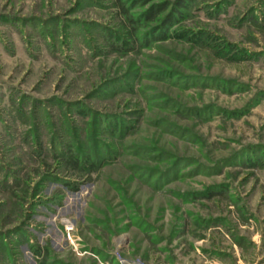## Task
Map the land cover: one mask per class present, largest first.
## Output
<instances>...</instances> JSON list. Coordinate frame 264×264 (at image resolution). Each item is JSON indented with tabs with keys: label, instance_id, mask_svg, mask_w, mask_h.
Masks as SVG:
<instances>
[{
	"label": "rangeland",
	"instance_id": "rangeland-1",
	"mask_svg": "<svg viewBox=\"0 0 264 264\" xmlns=\"http://www.w3.org/2000/svg\"><path fill=\"white\" fill-rule=\"evenodd\" d=\"M174 2L0 0V264L264 263V0Z\"/></svg>",
	"mask_w": 264,
	"mask_h": 264
},
{
	"label": "trees",
	"instance_id": "trees-1",
	"mask_svg": "<svg viewBox=\"0 0 264 264\" xmlns=\"http://www.w3.org/2000/svg\"><path fill=\"white\" fill-rule=\"evenodd\" d=\"M189 0H175V2L173 3V5L170 7L167 11V13L160 19H158V14L165 11L167 9L168 5H154L151 8H149L148 10H146V12H144L143 14L141 13L140 15H138V17H132V16H125L126 21H127V26H131L128 27L130 28V33H129V38L132 41L135 42H139V36H137V27H138V22H140L141 20H145L147 21H153V20H160V26L158 27L160 30V33L155 35L154 37H152V40H160L163 39L166 36L167 30L170 28V26L174 23L175 17H180L181 16V12L182 10L186 7V3ZM119 8H121V11H123V13L125 14L124 8H122V5L119 4ZM158 30V31H159ZM162 30V31H161ZM148 39V38H146ZM142 46H144L143 44H147L146 42L143 41L142 39ZM116 49V48H115ZM102 115L101 114H97L93 121L94 124L97 125L98 120L100 119ZM63 148H61L58 153L57 156L59 158V160H61V162L64 163L65 166L67 167H71L73 169H78V167L82 164L81 162L83 161V155H78L77 152H75L74 149H72L71 146H69V143H66L62 146ZM77 187L76 183L73 182H67L65 183V188L69 189V190H75ZM221 194L220 191L215 190V189H211L209 190V192H207L206 196L207 197H212V196H216Z\"/></svg>",
	"mask_w": 264,
	"mask_h": 264
},
{
	"label": "crops",
	"instance_id": "crops-1",
	"mask_svg": "<svg viewBox=\"0 0 264 264\" xmlns=\"http://www.w3.org/2000/svg\"><path fill=\"white\" fill-rule=\"evenodd\" d=\"M264 264V263H263Z\"/></svg>",
	"mask_w": 264,
	"mask_h": 264
}]
</instances>
